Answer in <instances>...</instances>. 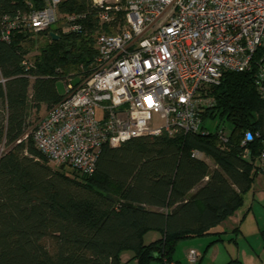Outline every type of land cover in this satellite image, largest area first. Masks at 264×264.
<instances>
[{
	"label": "trees",
	"instance_id": "trees-1",
	"mask_svg": "<svg viewBox=\"0 0 264 264\" xmlns=\"http://www.w3.org/2000/svg\"><path fill=\"white\" fill-rule=\"evenodd\" d=\"M28 1L31 5L0 0V264H122L123 250H131L137 264H181L173 258L178 242L210 234L238 210L258 173L264 99L256 67L227 71L218 84L209 85L213 103L201 112L198 132L103 145L92 175L68 173L52 167L29 134L22 137L32 112L50 110L62 99L57 80L75 86L89 76L96 56V9L91 0H64L61 16L86 13L84 31L62 33L54 26L50 30L58 39H53L49 31L33 34L18 27L3 40L5 15L43 5ZM37 35L45 43L29 57ZM24 58L32 62L30 69L22 65ZM216 116L230 124L226 142L205 127V120ZM246 131L258 136L242 146ZM150 231L159 235L145 242ZM215 235L207 248L220 240V233ZM261 236L264 241V230ZM45 238L52 239L53 252ZM224 264L241 261L231 258Z\"/></svg>",
	"mask_w": 264,
	"mask_h": 264
},
{
	"label": "built area",
	"instance_id": "built-area-1",
	"mask_svg": "<svg viewBox=\"0 0 264 264\" xmlns=\"http://www.w3.org/2000/svg\"><path fill=\"white\" fill-rule=\"evenodd\" d=\"M63 1L42 0L41 8L5 15L2 39L9 40L18 27L33 34L51 32L55 25L62 33L84 31L86 13L61 16ZM91 4L99 27L93 34L96 56L89 76L75 86L66 81L62 99L22 137L29 134L54 166L90 176L103 145L117 147L143 135L198 132L201 112L213 103L209 85L218 84L227 71L255 66L257 90L264 99V0ZM22 65L30 69L32 62L24 58ZM228 133L217 128L220 142L227 141ZM257 136L244 132L241 145ZM257 170L264 173V141ZM186 257L195 264L198 254L188 251Z\"/></svg>",
	"mask_w": 264,
	"mask_h": 264
},
{
	"label": "rangeland",
	"instance_id": "rangeland-1",
	"mask_svg": "<svg viewBox=\"0 0 264 264\" xmlns=\"http://www.w3.org/2000/svg\"><path fill=\"white\" fill-rule=\"evenodd\" d=\"M45 40L46 39L41 35H37L33 38L29 57H32L38 52L39 47L45 43ZM56 87L58 93L63 95L65 92V81L62 79L57 80ZM47 112L48 110L45 108H42L37 114L32 112L28 118L29 126L27 132H29L32 124ZM204 124L210 132H215L217 128H224L226 131L230 130V124L226 121L221 122L217 116L212 119H206ZM203 159H206L211 167L214 166L209 157L203 155ZM49 164L55 167L53 164ZM64 170L68 173L72 172L67 166H65ZM239 212L241 220L240 231L234 232L232 230L226 234L222 233L220 236L221 239L214 242V244L210 245L208 248L209 242L216 238L214 235L180 240L176 246L173 258L181 264H192L187 260L186 252L193 251L198 254L197 264H211L210 261H212L213 251L218 249L221 255L227 254L228 251L232 253H237V251H239L242 260H244L243 262L241 261V264H264V241H262L261 236V231L264 230V173H257L255 175L251 188L243 195V204ZM155 236L156 233L150 231L144 236V241L149 242ZM44 243L48 249L53 252L52 239L45 238ZM202 255L204 256L201 257ZM120 261L122 264H137L132 258L131 250H123L120 254ZM149 264L160 263L156 260H152Z\"/></svg>",
	"mask_w": 264,
	"mask_h": 264
},
{
	"label": "crops",
	"instance_id": "crops-1",
	"mask_svg": "<svg viewBox=\"0 0 264 264\" xmlns=\"http://www.w3.org/2000/svg\"><path fill=\"white\" fill-rule=\"evenodd\" d=\"M55 26H57V25H55ZM57 27L59 28V26H57ZM239 209L236 210L232 215H230L229 217H227L220 224H218L217 226L213 227L210 230V234H207V235H204V236L214 235L216 237L215 233H220V236H221L222 233H225L226 234V233H229L232 230L234 232L240 231V229H241V225H240L241 220H240V215H239V213H240L239 212ZM154 232L156 233V236L155 237H157L159 235V233L156 232V231H154ZM200 237H203V236H200ZM220 239H221V237H220ZM203 256L204 255H202L201 257H203ZM231 258H238V259H240V261H242V262L244 261V260H242V256L239 254V251H237V253H235V252L232 253V252L228 251L227 254L221 255L220 254V251L218 249H215L213 251V256L211 258L212 261H210V262H211V264H224L228 260H230ZM243 258H244V256H243ZM195 264H197V263H195Z\"/></svg>",
	"mask_w": 264,
	"mask_h": 264
},
{
	"label": "water",
	"instance_id": "water-1",
	"mask_svg": "<svg viewBox=\"0 0 264 264\" xmlns=\"http://www.w3.org/2000/svg\"><path fill=\"white\" fill-rule=\"evenodd\" d=\"M32 9H34V7H32ZM49 35L53 38V39H58V35L56 33H54L53 31L49 32ZM60 168H63V166L61 165Z\"/></svg>",
	"mask_w": 264,
	"mask_h": 264
}]
</instances>
